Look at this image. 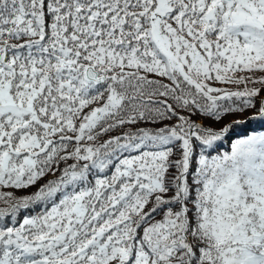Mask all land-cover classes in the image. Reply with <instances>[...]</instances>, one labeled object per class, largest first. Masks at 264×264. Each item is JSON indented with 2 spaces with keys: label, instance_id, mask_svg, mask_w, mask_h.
<instances>
[{
  "label": "snow or ice",
  "instance_id": "obj_1",
  "mask_svg": "<svg viewBox=\"0 0 264 264\" xmlns=\"http://www.w3.org/2000/svg\"><path fill=\"white\" fill-rule=\"evenodd\" d=\"M0 264H264V0H0Z\"/></svg>",
  "mask_w": 264,
  "mask_h": 264
},
{
  "label": "trees",
  "instance_id": "obj_2",
  "mask_svg": "<svg viewBox=\"0 0 264 264\" xmlns=\"http://www.w3.org/2000/svg\"><path fill=\"white\" fill-rule=\"evenodd\" d=\"M249 115H251V112H245L243 114V116H232V115H229V116L225 117V119L220 124H216V123L211 122V121H206V123H209L212 127L218 129V128L222 127L224 124L230 123L231 121L236 120V119H241L242 120V119H244L245 117H247ZM259 127H260V124H258V123H255V124L254 123H249L244 129L239 130V131H241V133H242V132H246V131H248V130H250L252 128H259ZM235 135H237L236 132H234L232 134L233 137H235ZM225 147H227V143L225 144ZM29 191H35V189L33 188V189H30ZM24 194H26V193L17 192V195H24Z\"/></svg>",
  "mask_w": 264,
  "mask_h": 264
}]
</instances>
